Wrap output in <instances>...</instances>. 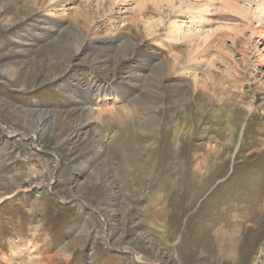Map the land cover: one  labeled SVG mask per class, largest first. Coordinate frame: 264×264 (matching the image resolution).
Instances as JSON below:
<instances>
[{
	"label": "rangeland",
	"instance_id": "rangeland-1",
	"mask_svg": "<svg viewBox=\"0 0 264 264\" xmlns=\"http://www.w3.org/2000/svg\"><path fill=\"white\" fill-rule=\"evenodd\" d=\"M152 1L0 0V264H264V37L172 68Z\"/></svg>",
	"mask_w": 264,
	"mask_h": 264
},
{
	"label": "bare ground",
	"instance_id": "bare-ground-1",
	"mask_svg": "<svg viewBox=\"0 0 264 264\" xmlns=\"http://www.w3.org/2000/svg\"><path fill=\"white\" fill-rule=\"evenodd\" d=\"M135 1H139V0H133V3ZM141 1H142L141 3H139V2L138 3L141 5L144 4L146 7L148 6L149 3H147V0H141ZM153 1L152 2L154 4L149 5L150 10L158 11V12L160 11V13L167 10L171 16L176 15V19L174 21H172V23L168 29V39H170L174 43L173 47L172 46L169 47V51H170L169 55L172 57L171 58V63H172L171 67L172 68L179 66V64H180L179 61L183 56H184V58H186L188 61L191 62L192 59L195 58L196 56L203 57L206 54L212 53V51L214 49H216V50L219 49L218 52L221 55L224 54L225 48H224L223 44L227 40L226 34L219 35L213 29H206L207 25H212L215 23V18L217 16L218 17L221 16L222 20L226 21L225 26L224 27H222L223 25L221 26V28H222V29L220 28L221 30H223V28H224L228 32H229V30H232L229 33L227 32L228 34H230V33L235 34L236 33V35H237L236 39H235V36H234V38L231 37V38H233L232 43L235 47L238 48V51L242 54L245 53V48L241 47V46H239V47L237 46L238 44H236V43L238 42L237 41L238 38H240L241 41L244 40V38L246 36V32H248L249 30L252 31L253 35L259 34L262 37H264V0H153ZM68 2H69V0H50L49 6L53 10H57V9L60 10V8H61L63 11L65 6H67ZM118 2H121L124 4L125 0H118ZM65 13L66 12L64 10V12H62V14L66 15ZM223 16L224 17L226 16V18H223ZM147 21H149V20H147ZM232 22L237 23V25H239L241 23L242 24V25H240L241 28H238V27L234 28V26H233V28L229 27V25ZM155 23L157 24L158 21H155ZM234 23H233V25H234ZM146 24H147V22H146ZM160 25H163V24H160ZM155 27L156 26H151V27H149V28L147 27V28L150 30V29H153ZM157 27H159V26H157ZM147 28H146V30H147ZM153 32L154 31L151 30V33H153ZM232 32H235V33H232ZM152 36H153V34H152ZM149 37H150V35H149ZM145 39H146V37H145ZM87 47H90V46L87 45ZM80 49H81V46H80V48L78 47V52L80 51ZM74 53H75V51H74ZM180 56H182V57L180 58ZM244 57H246V56H244ZM70 60H71V58H70ZM193 63H194V61H193ZM195 63H196V65H195L196 67L200 66V64L198 62H195ZM208 64L209 65H207L206 70H208V72L210 74L212 72L213 65H210V63H208ZM227 69L230 71L233 70L235 72V74L237 73V70L235 69L234 65L232 66L231 64L230 65L228 64ZM10 73L13 77H16V75H17V73L14 70H12ZM228 76H229V74H228ZM229 78H231V77L229 76ZM82 90H84V89L79 88L77 90V93H80ZM131 106L136 107L135 111L139 110V109L145 110L147 112L151 111V110H156L155 104L150 102V101L146 105H143V106H140V104H139V106L137 104H135V105L133 104ZM78 110L81 111L82 114H89L91 116V114L94 112L95 108L92 106V102H89V103L87 102L86 104H83L80 108H78ZM67 111H69V110L67 109ZM119 117H121V116H119ZM48 118H49V116L47 114L40 115L38 118V121L32 125L30 132L35 137H37V135H40V133H42V131L45 127L44 124L46 123ZM155 119L156 118L154 116L150 117L149 123L155 121ZM90 125H91V123L86 121L81 125L80 128L81 129H87ZM77 127H75V128H77ZM76 131L78 132V130H76ZM76 131L69 133V135L75 134ZM69 135H65L62 138H60L59 139L60 143L65 142L67 140V138L69 137ZM73 136L71 138H73ZM75 196L76 195L74 194L73 197H75ZM137 256L134 255V260L136 262H140V258H142V257H140V256L137 257Z\"/></svg>",
	"mask_w": 264,
	"mask_h": 264
}]
</instances>
